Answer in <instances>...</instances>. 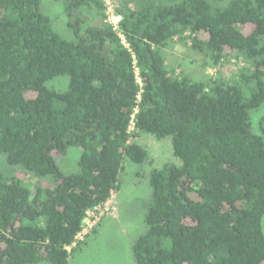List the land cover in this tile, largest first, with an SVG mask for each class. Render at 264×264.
<instances>
[{
	"label": "trees",
	"instance_id": "16d2710c",
	"mask_svg": "<svg viewBox=\"0 0 264 264\" xmlns=\"http://www.w3.org/2000/svg\"><path fill=\"white\" fill-rule=\"evenodd\" d=\"M62 1L72 38L41 0H0V155L13 172L0 165V264H69L125 160L147 159L141 133L171 137L182 164L150 173L135 264H264V138L250 115L264 103V0ZM173 40L221 72L173 73ZM59 76L66 90L47 85ZM71 147L66 173L57 156Z\"/></svg>",
	"mask_w": 264,
	"mask_h": 264
},
{
	"label": "rangeland",
	"instance_id": "374dc122",
	"mask_svg": "<svg viewBox=\"0 0 264 264\" xmlns=\"http://www.w3.org/2000/svg\"><path fill=\"white\" fill-rule=\"evenodd\" d=\"M213 1V0H212ZM230 0H219L226 5ZM42 8L53 20L54 28L66 38H72L69 28V17L62 0H41ZM98 23V20H96ZM168 66L173 73L184 72L195 80H208L218 75L219 66H214L205 53L193 50L181 40H173L164 48ZM239 65V64H238ZM236 63H225L221 70L224 76H231ZM69 77L59 76L50 80V88L66 90ZM252 129L264 138V103L257 109L251 110ZM137 142L148 151V157L143 163L125 160L124 169L120 173V189L112 193L111 198L96 212L88 213L85 227L79 239H83L95 224L96 234L88 237V242L81 250L75 252L69 264H135L132 242L146 229L144 217L152 200L150 173L155 168H161L165 163L181 165L180 158L173 154L171 137L158 139L154 135L141 133ZM81 150L71 147L66 155H60L58 161L66 173L78 171V160ZM0 165L8 173L5 158L0 155ZM16 176L30 179V175L15 171ZM40 264H52L42 261Z\"/></svg>",
	"mask_w": 264,
	"mask_h": 264
},
{
	"label": "built area",
	"instance_id": "2783aa9c",
	"mask_svg": "<svg viewBox=\"0 0 264 264\" xmlns=\"http://www.w3.org/2000/svg\"><path fill=\"white\" fill-rule=\"evenodd\" d=\"M108 3L110 4L109 0H108ZM108 13H109V18H110V20L115 24V26H117V23H118V21L120 20V17H119V16H116V15L113 13L111 7L108 8ZM89 213H91V212H89Z\"/></svg>",
	"mask_w": 264,
	"mask_h": 264
}]
</instances>
